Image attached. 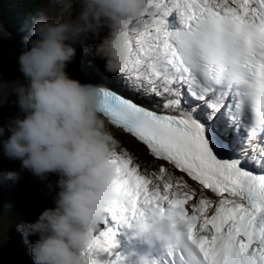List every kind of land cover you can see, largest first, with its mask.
Here are the masks:
<instances>
[{"label": "snow or ice", "instance_id": "obj_1", "mask_svg": "<svg viewBox=\"0 0 264 264\" xmlns=\"http://www.w3.org/2000/svg\"><path fill=\"white\" fill-rule=\"evenodd\" d=\"M130 21L124 83L150 106L100 86L99 111L168 167L116 150L110 216L174 214L179 234L149 264H264V0H149ZM176 13L181 25L172 30ZM90 235V264H127L118 227Z\"/></svg>", "mask_w": 264, "mask_h": 264}, {"label": "clouds", "instance_id": "obj_2", "mask_svg": "<svg viewBox=\"0 0 264 264\" xmlns=\"http://www.w3.org/2000/svg\"><path fill=\"white\" fill-rule=\"evenodd\" d=\"M48 3L52 7L38 17L28 16L26 24L31 27L25 41L29 47L14 53L22 79L13 91L22 115L9 126L11 136L2 141L3 151L21 161V171L28 170L41 181L53 173L61 177L55 206L45 208L35 222L16 226L35 264H90L83 255L90 235L100 228L113 203L121 207L125 203L117 191L118 171L113 163L118 141L99 111L100 86L72 78L67 69L76 61L80 46L104 62L105 75L125 72L132 55L130 21L145 12L155 15L157 9L149 0ZM105 28L108 34L89 49L88 42ZM10 35L0 21V40ZM4 133L0 126V137ZM19 179V172H0V183ZM128 227L150 248L135 259V253H129L128 264H149L156 249L171 245L179 234V222L171 213L141 212ZM32 236L38 239L29 241Z\"/></svg>", "mask_w": 264, "mask_h": 264}, {"label": "rangeland", "instance_id": "obj_3", "mask_svg": "<svg viewBox=\"0 0 264 264\" xmlns=\"http://www.w3.org/2000/svg\"><path fill=\"white\" fill-rule=\"evenodd\" d=\"M9 2L11 3V1H9ZM45 3H47V0L45 1ZM15 13L20 14V11H18V12L15 11ZM17 26H18V24H17ZM15 31H17V30H15ZM103 32L105 34L100 33L98 38L102 39L104 36H106L108 34V29L105 28ZM19 33L20 32L17 31L18 35H19ZM98 38L95 40H90L88 42L89 46L92 47L94 43L99 42ZM6 42L8 44H11L15 48H18L17 45L15 43H13V41H6ZM13 64L10 67L17 70L18 69V68H16L17 66L14 64L15 65V67H14ZM18 67H19V65H18ZM16 100H17V98H15V97H9L4 102L3 101L0 102V126H3L5 128L4 135L2 137H0V164L4 161L3 156L5 155L4 151H3L2 141L7 140L11 136V134H9V136H8V133L11 131L9 126L13 123V121L15 119H17L20 115H22L18 105L16 104ZM114 135L118 136L120 138V140L123 142H125L127 140L124 136H121L119 133L114 134ZM120 140H119V142H121ZM130 144H132V143H130ZM124 148H126L128 151H130L132 154H134L138 158V160L141 164H145L147 166V168H150V169L153 168L152 167L153 165L148 166V164H146L145 162H143L142 160L139 159L140 157L134 152V150L132 148L124 145L123 143H118L116 150H121ZM10 171H15V170H10ZM19 171H20V179L18 181L13 182L11 180H4L3 183L1 184L2 187H0V195L1 196L3 195L2 196L3 198L14 195L15 187H17V190H21L25 187L27 190V192H26L27 194H26V197H24V199L31 198L32 196L35 195L33 193V191L31 190L33 188V184L31 182H36L38 186H42V187H45L47 185L46 180L41 181L40 179L37 178L36 181H34L35 180L34 175L30 171H28V170L21 171V164L19 165ZM58 176L60 177L59 174H58ZM48 185H50V183H48ZM27 187L29 189H27ZM44 190H42V191H44V192H42V195L44 197H47L50 194V192H53V191H51L50 187L44 188ZM36 191H38V190H36ZM46 192H48V193H46ZM22 195H23V193H22ZM3 211L4 210H3L2 206L0 205V238L3 239L2 241H0V244H4L5 242H7V239L9 238V235L6 233V231L8 229L7 226H9V219L5 218L3 216V214L1 213ZM4 219H6V221H4ZM16 241L17 240H14V242H16ZM18 254H20V253L18 252L16 247L11 249V250H9V249L0 250V264H21V263H23V261L25 262L23 264H31L25 257L23 258V256L21 254L20 255L22 257H19Z\"/></svg>", "mask_w": 264, "mask_h": 264}, {"label": "trees", "instance_id": "obj_4", "mask_svg": "<svg viewBox=\"0 0 264 264\" xmlns=\"http://www.w3.org/2000/svg\"><path fill=\"white\" fill-rule=\"evenodd\" d=\"M43 4V0H11V3L7 0H0V15L3 17L1 21L5 22L6 25L8 24L7 21L15 22L14 25L17 26L18 24L20 33L28 36L31 25L26 24L27 18L29 15H39L42 11H45L42 8ZM15 11H20V14L15 13ZM13 52L20 54L22 50L13 47L4 40H0V85H3V87H0V102H4L9 97L17 98L13 91V85L22 79L21 74L17 71L18 69L16 70L10 67L14 63L17 66L16 68H18V61L12 56ZM18 166L19 163L16 159L11 160L5 167L6 172L12 167L17 168ZM2 201L6 200L2 199Z\"/></svg>", "mask_w": 264, "mask_h": 264}, {"label": "bare ground", "instance_id": "obj_5", "mask_svg": "<svg viewBox=\"0 0 264 264\" xmlns=\"http://www.w3.org/2000/svg\"><path fill=\"white\" fill-rule=\"evenodd\" d=\"M9 6V5H8ZM42 8H44L45 9V5L43 4L42 5ZM45 11H46V9H45ZM171 17V16H170ZM1 19H3V17H1V15H0V21H1ZM177 21H178V24H179V19H178V16H177ZM7 23L8 24H10V25H12L13 27H14V23L15 22H8L7 21ZM23 24V23H22ZM15 31V30H14ZM16 33H17V31H15ZM16 35V34H15ZM98 39H100V38H98ZM17 42V47H19L20 46V48H22L24 51L25 50H27V43H25V41L22 39V40H17L16 41ZM86 53V52H85ZM82 54V55H81ZM84 57H88L87 56V53L86 54H84V52H81L80 50H77V59H76V61L75 62H73V63H70L69 64V66H68V69L70 68L71 70H72V72H73V74L75 75V76H78L77 75V73L75 72V71H78V69L77 68H80L81 67V65H80V63H79V59L80 58H84ZM77 65V66H76ZM76 66V68H74ZM103 68V67H102ZM80 73H82V72H80ZM80 76H82V75H80ZM119 76L122 78V76H121V74H119ZM123 80V79H122ZM125 84V83H124ZM99 85V84H98ZM107 86L108 87H110V85L107 83ZM125 86L127 87V89L128 90H130V91H132L126 84H125ZM111 88V87H110ZM113 88H115V87H113ZM116 90H118V91H121V92H125V91H122L123 90V88H122V86H117L116 88H115ZM128 96H130V95H128ZM144 99V98H143ZM149 104H151V102H149V100L148 99H145ZM111 129V128H110ZM113 129V128H112ZM111 129V131L114 133V129L112 130ZM123 135L126 137V139L128 140V142L129 143H132L133 145H135L136 147H138L139 149H141V151L142 152H145L148 148L146 147V146H144V145H142V144H139L137 141H135L133 138H131L129 135H127V134H125V133H123ZM119 143V142H118ZM58 178V177H57ZM56 178V179H57ZM37 216H39L40 215V213H38L37 212V214H36ZM107 218H108V221H109V224L110 225H112L111 224V216H110V214H107V216H106ZM102 227V225H100V228Z\"/></svg>", "mask_w": 264, "mask_h": 264}, {"label": "water", "instance_id": "obj_6", "mask_svg": "<svg viewBox=\"0 0 264 264\" xmlns=\"http://www.w3.org/2000/svg\"><path fill=\"white\" fill-rule=\"evenodd\" d=\"M173 18H174V16H171V19H173ZM14 53H15V52H13V54H12L13 57H14ZM15 54H16V53H15ZM16 55H17V54H16Z\"/></svg>", "mask_w": 264, "mask_h": 264}]
</instances>
